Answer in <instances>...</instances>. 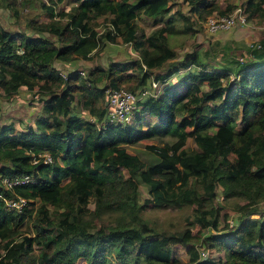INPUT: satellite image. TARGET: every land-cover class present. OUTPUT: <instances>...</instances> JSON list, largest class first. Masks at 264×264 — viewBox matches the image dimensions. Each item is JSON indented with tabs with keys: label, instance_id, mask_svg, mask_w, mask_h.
I'll return each instance as SVG.
<instances>
[{
	"label": "trees",
	"instance_id": "trees-1",
	"mask_svg": "<svg viewBox=\"0 0 264 264\" xmlns=\"http://www.w3.org/2000/svg\"><path fill=\"white\" fill-rule=\"evenodd\" d=\"M60 1H41L48 20L31 18L16 30L0 23V91L11 97L25 88L41 102L21 129L0 122V264H75L79 256L86 264H264V219L219 228L205 205L217 186L246 207L264 200V37L246 46L244 59L228 56L218 40L177 58L172 35H188L196 19L232 7L185 0L189 11H176L177 25L170 0H71L53 13ZM244 3L245 16H264V0ZM16 5L5 0L15 15ZM138 12L162 24L139 32ZM119 42L138 56L96 64L85 75L77 69L78 59ZM58 63L74 67L63 76ZM107 86L138 92L130 123L108 120ZM145 88L154 91L140 95ZM22 175L32 180L2 181ZM18 197L19 207L4 200ZM148 204L195 205L193 222L212 231L199 230L195 244L191 227L157 231L142 218ZM111 214L113 221L95 222ZM176 243L186 260L171 252Z\"/></svg>",
	"mask_w": 264,
	"mask_h": 264
},
{
	"label": "rangeland",
	"instance_id": "rangeland-1",
	"mask_svg": "<svg viewBox=\"0 0 264 264\" xmlns=\"http://www.w3.org/2000/svg\"><path fill=\"white\" fill-rule=\"evenodd\" d=\"M21 1H23L21 3ZM218 4L219 8L223 9L227 6L234 9L240 7L243 10L245 6V0H211ZM71 0H61L57 8L53 7L52 12H56L58 8H65L72 5ZM171 10L169 13H173L174 19L177 25L183 23V19L177 14L176 11H181L182 13H188L189 4L185 0H170ZM54 6V5H53ZM17 10L18 13L15 15L13 10L5 6V0H0V23L12 30L22 29L26 26L28 19H36L37 21L48 20V12L42 9L41 0H17ZM220 16L217 11H213L212 14L208 16ZM205 19H196L195 28L190 34H175L170 37V42L174 46L177 52V58L182 57V53L186 50L196 48L198 50H203L209 46V42L213 40H218L221 42L224 50L227 52L228 56H235L238 59H244L248 57L246 53V46L256 43L260 38L264 37V16L255 15L251 18H245L244 22H238L233 26L225 29H218L215 31H210L205 25ZM135 24L139 32H149L154 27L162 23H154L150 17L145 16L141 12H138ZM102 25L99 23L96 28L100 31L102 30ZM101 51V52H100ZM99 53L94 55L91 59H78L76 61V67L79 71H84L87 73L88 68L96 65L102 64L106 65L110 59L124 60L127 58L137 57L136 51L129 46V44L119 43H108L104 46V49H100ZM59 65V64H57ZM72 67L61 66L60 71L66 73L67 71L73 69ZM165 71V69L163 70ZM162 71V72H163ZM83 74V75H85ZM41 102L34 91H28L25 88H20L18 92L7 97L0 91V122H14L18 129L23 128L31 122L37 111L39 110ZM74 110L78 111L75 108ZM81 114L87 115L85 111L81 110ZM149 117V116H148ZM148 117L144 118L141 122L144 123ZM214 127L210 128V131H214ZM168 139V138H167ZM156 141L154 139H143V143H150ZM188 144V142H187ZM191 144V142H189ZM134 147H129V150L133 151ZM180 179V177H179ZM67 177H62V183H66ZM1 183V182H0ZM66 187V186H64ZM201 193V190L199 189ZM144 191L139 196V201H144ZM37 201H35L36 205ZM245 201L243 198L239 197H224L222 194V189L220 186L216 187V196L211 202L205 201L206 205V217L211 219L214 215V210L218 214L219 218V228L221 227H233L238 221L242 219H264V200L259 201L257 204L252 206H245ZM50 209L55 208L49 205ZM195 205L175 207L171 205H154L148 204L142 211V218L149 225L157 231H182L185 227H191L192 231L196 233V238L194 239V244L197 243V235L202 236L203 232L212 231V229L205 228L200 229L198 223L193 222L194 220V209ZM254 207V213H246L247 209ZM213 209V210H212ZM116 214L104 215L100 220H95L99 223L102 220L104 222H111ZM171 252L174 256L179 257L182 260L187 259L186 247L176 243L173 245ZM221 251H216L214 255H221ZM75 264H86L85 259L79 256Z\"/></svg>",
	"mask_w": 264,
	"mask_h": 264
},
{
	"label": "built area",
	"instance_id": "built-area-1",
	"mask_svg": "<svg viewBox=\"0 0 264 264\" xmlns=\"http://www.w3.org/2000/svg\"><path fill=\"white\" fill-rule=\"evenodd\" d=\"M44 3H49V0H41ZM246 16L244 11L238 7L233 10V12L220 15V16H207L205 19V25L210 31H215L218 29H225L238 22H244ZM84 74V71H80ZM63 76L64 73L60 72ZM151 87H158L155 90V93L160 91L159 82L152 80ZM152 88H145L140 92V95H145L148 93H152ZM138 100V92H134L125 88H112L107 86L104 88V107L106 110V115L109 121L117 122V123H130L134 117V108L136 106V101ZM41 158L44 162L50 161L51 157L48 153L44 152L41 155ZM32 180L30 175H22L20 177H12V178H3L2 181L4 185L11 186L14 183L27 182ZM6 204L10 207H19L22 203H24V199L22 197H18V199H4ZM203 254L206 252L203 251Z\"/></svg>",
	"mask_w": 264,
	"mask_h": 264
},
{
	"label": "crops",
	"instance_id": "crops-1",
	"mask_svg": "<svg viewBox=\"0 0 264 264\" xmlns=\"http://www.w3.org/2000/svg\"><path fill=\"white\" fill-rule=\"evenodd\" d=\"M66 8V7H65ZM76 61V60H75ZM59 65V67H61V66H66V67H72V66H67V65H63V64H61V63H58ZM77 64V63H76ZM29 123H33V120L31 121V122H29Z\"/></svg>",
	"mask_w": 264,
	"mask_h": 264
}]
</instances>
